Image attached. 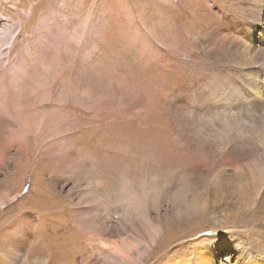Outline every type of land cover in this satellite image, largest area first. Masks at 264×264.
<instances>
[{
  "label": "rangeland",
  "instance_id": "obj_1",
  "mask_svg": "<svg viewBox=\"0 0 264 264\" xmlns=\"http://www.w3.org/2000/svg\"><path fill=\"white\" fill-rule=\"evenodd\" d=\"M263 24L264 0H0V245L35 234L12 264H42L43 238L55 264L264 259V216L236 214L239 189L212 207L226 171L264 191V129L243 121L251 150L234 155L223 131L226 108L247 109L224 106L250 59L233 43Z\"/></svg>",
  "mask_w": 264,
  "mask_h": 264
},
{
  "label": "bare ground",
  "instance_id": "obj_2",
  "mask_svg": "<svg viewBox=\"0 0 264 264\" xmlns=\"http://www.w3.org/2000/svg\"><path fill=\"white\" fill-rule=\"evenodd\" d=\"M257 20L259 22L262 21L260 19H257ZM255 27L256 26L254 25L252 30H249V33L244 32L245 37L242 36L243 38L241 40L235 41L233 43V45L239 49L248 50L249 55H250V59H248V61L245 62V66H244L245 78H243L244 79L243 80L240 77L242 79V81L240 80V88L238 89L237 87H235L237 85L234 82L233 87L229 90V92H227L226 94L224 93L225 94L224 95L225 96V101H224L225 107L230 104L231 106L235 105V106H233V108H236V106L240 103H245V105L247 107V109L246 108H239V109L235 110L233 112V114L230 112L231 109L226 108L224 113H223V131L226 132L228 135V137L226 136V138H225V140H226L225 146L227 148V152H229L231 155H234L233 153H237V151H239V150H243V151L249 150L247 148V145L249 144L248 139H250V138H246L245 137L246 135L243 136L244 134H242V132H241V131L246 130L244 127L243 121L245 122V120H246L245 124H247L248 122L253 123L252 125L257 124L258 127L256 128L257 129L256 131H259V133H260L261 128L264 129V62H262L260 64H256V60H255V57L257 56V54L262 49H264V24L259 26L261 29L260 30L261 32L258 31V33H257ZM248 97H250V102H249V100L247 101L245 99ZM247 125H249V123ZM248 127L246 126V128H248ZM238 131H239V133H238ZM263 135H264V132H263ZM249 136L252 137L251 135H249ZM255 136H256V134H255ZM250 141H251V139H250ZM255 152H257V151H255ZM222 181H223V184H226V185L220 190L219 195H218V200H217L218 202L212 206L214 209L216 208L217 205L221 204V199L223 198V196H225L226 193H228L230 196H232L233 193L235 194V189L238 188L239 192L237 193V195H234V196H235L236 202L239 205H241L242 210L241 211L236 210L237 211L236 214H239L240 216H245V215H251L253 213H258V214L264 216V191L261 193L263 187H255L253 189L254 185H250V184L254 181H250V182L246 181L245 182L242 174L232 173V172H228V171H226V173L224 172L223 177L218 180V182H222ZM230 187H232V189L229 190ZM183 194H185V192ZM186 195H187V193H186ZM178 197L181 199V195H179ZM186 199L187 198L184 199L182 197L181 205H183L185 213H187V214H189L191 212L193 213L194 206L187 205ZM142 200H145V196H143V197L135 196V200H134L135 206H137V203H140ZM9 201L10 200L7 197L3 196L0 200V205H1V203H2L1 206H3L4 204L6 205ZM177 201H178V199H177ZM253 202H256L257 205ZM187 203H188V201H187ZM179 205H180V203H179ZM135 211H136V213L134 212L133 215L136 217H133L132 220H138L139 219V220H143L145 223H148L146 217L143 214H141V209L139 207ZM212 211H213V213L216 212L215 210H212ZM209 212H211V211H209ZM139 215H142V216H139ZM30 219L32 220L33 223L36 221L35 219H33L31 217H30ZM148 224H150V223H148ZM148 224H147V226H145V229L148 228V226H149ZM27 226H28V224H24L23 227L20 229V231L12 237L9 244L0 245V264H12L14 257L17 255V252H20L19 249H20L21 245L25 242V239L27 237L31 238L32 236H35V234L29 233L27 231V229H26ZM82 226L84 227L83 230H86V231H90V229L92 230V228L88 227V226H90V224L88 222H86V224H82ZM143 228H144V226H143ZM150 228H151V226H150ZM144 231L146 232V230H144ZM148 232L152 236V237H150V235H148V238H149L148 240H150V242H151V239L153 238V236H155L154 233L156 231H151L149 229ZM95 233H101V231L98 230ZM149 233H146V234H149ZM43 239H45V238H43ZM43 239H41V241L37 244V250H36L37 254L35 253L36 255L41 256V260L40 259L39 260L43 262L42 264H52V263L55 264L54 262H55L56 258L61 259L60 258L61 256H62V258H64V256H63L64 251H63V247L61 249V246H62L61 244H60L61 246H59V244L58 245L53 244V245L49 246V242L44 243ZM216 240L221 244L223 243V246L229 245V244H227V242L230 241V239H228V238H227V240H225V239L221 240L220 238H215L214 241H216ZM198 244L200 245V247L203 245V243L200 241ZM205 245H206V243H205ZM58 247L60 249L57 252H59L60 255L55 256L54 257L55 260H54V258H52V257L54 256ZM128 249L129 248H126L124 245H119V247L117 249H114V253H113L114 255L112 254L111 256L119 257L120 260L125 262L127 260V257L130 256L128 251H127ZM209 249L211 250V247H209ZM211 253H212V251H211ZM200 259L203 261H199ZM189 260L190 259H188V261L184 262L183 264H191V263L192 264H206V263L207 264H213L214 263L213 258L211 259L210 257L209 258L203 257L201 254L198 253V251H196V253L193 254L192 259L190 261ZM128 263L136 264L134 261H130V260L128 261ZM140 263H143L142 259H140ZM244 263H246V262H244ZM57 264H60V263H57ZM247 264H264V259L261 257V255H257V256L255 255L250 259V261Z\"/></svg>",
  "mask_w": 264,
  "mask_h": 264
},
{
  "label": "clouds",
  "instance_id": "obj_3",
  "mask_svg": "<svg viewBox=\"0 0 264 264\" xmlns=\"http://www.w3.org/2000/svg\"><path fill=\"white\" fill-rule=\"evenodd\" d=\"M104 247H106V248H107V247H109V246H106V245H105Z\"/></svg>",
  "mask_w": 264,
  "mask_h": 264
},
{
  "label": "snow or ice",
  "instance_id": "obj_4",
  "mask_svg": "<svg viewBox=\"0 0 264 264\" xmlns=\"http://www.w3.org/2000/svg\"><path fill=\"white\" fill-rule=\"evenodd\" d=\"M106 246H108V245H106Z\"/></svg>",
  "mask_w": 264,
  "mask_h": 264
}]
</instances>
